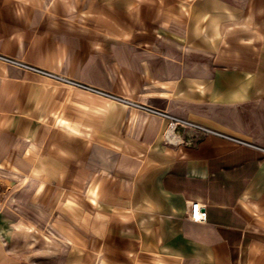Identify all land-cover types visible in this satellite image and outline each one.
I'll list each match as a JSON object with an SVG mask.
<instances>
[{
    "label": "crops",
    "instance_id": "1",
    "mask_svg": "<svg viewBox=\"0 0 264 264\" xmlns=\"http://www.w3.org/2000/svg\"><path fill=\"white\" fill-rule=\"evenodd\" d=\"M0 54L252 145L0 61V264H264V0H0Z\"/></svg>",
    "mask_w": 264,
    "mask_h": 264
},
{
    "label": "built area",
    "instance_id": "2",
    "mask_svg": "<svg viewBox=\"0 0 264 264\" xmlns=\"http://www.w3.org/2000/svg\"><path fill=\"white\" fill-rule=\"evenodd\" d=\"M0 61H2L4 63H8V64H12V65L21 67V68H23L25 70H28V71L43 75V76L48 77L50 79H53L55 81L62 82L64 84H66L67 86L87 91L89 93L98 95V96H100L102 98H105V99H108V100H111V101H115V102L124 104L126 106L134 107V108H136V109H138L140 111L147 112V113L156 115V116H158V117H160L162 119H165L168 122V127H167V130H166L165 135H164L165 140H166L167 143H171V144L178 143L179 139L177 137V133L180 130L192 129V130H195V131H200V132H203V133L216 135V136H219V137L234 141V142L239 143V144L252 146L249 143L234 139V138L229 137L227 135H224V134L218 133L216 131L207 129L205 127H202V126H200V125H198V124H196V123H194L192 121H189L187 119L172 115L170 113H167V112L159 110V109L152 108V107L147 106V105H143V104H139V103H135V102L129 101L127 99H123V98L118 97L117 95H114V94L109 93L107 91L100 90V89L91 87L89 85H86V84H83V83H80V82H77V81H74V80H71V79L63 78L61 76L55 75L53 73H50L48 71H44V70L38 69L36 67H33V66H30V65L18 62L15 59H12V58L7 57L5 55L0 54ZM189 217L194 222L202 223V222H206L207 221L208 214H207V211L205 209H203V204L202 203L193 202V203H191L189 205Z\"/></svg>",
    "mask_w": 264,
    "mask_h": 264
},
{
    "label": "rangeland",
    "instance_id": "3",
    "mask_svg": "<svg viewBox=\"0 0 264 264\" xmlns=\"http://www.w3.org/2000/svg\"><path fill=\"white\" fill-rule=\"evenodd\" d=\"M2 62V61H1ZM53 81V83L55 84V87H56V89H59V88H62V87H66V85H64V83H62V82H59V81H55V80H52ZM75 81V80H74ZM77 82H79V81H77ZM81 83V82H80ZM84 84V83H83ZM87 85V84H86ZM90 86V85H89ZM91 87H93V86H91ZM67 88V87H66ZM94 88H96V87H94ZM77 89V88H76ZM97 89H99V88H97ZM79 90H81V89H79ZM100 90H102V89H100ZM84 91V90H83ZM87 92V91H86ZM89 93V92H88ZM92 94V93H91ZM95 95V94H94ZM98 96V95H97ZM9 200V199H8ZM10 202H11V204L12 205H14L16 202H15V200H12V199H10L9 200ZM4 201L3 200H0V206H2V204H4L3 203ZM9 203V202H8ZM17 203H18V201H17ZM22 204V203H21Z\"/></svg>",
    "mask_w": 264,
    "mask_h": 264
}]
</instances>
